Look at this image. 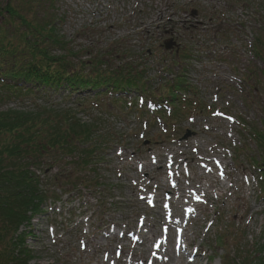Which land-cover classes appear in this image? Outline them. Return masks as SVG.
<instances>
[{
    "label": "rangeland",
    "instance_id": "1",
    "mask_svg": "<svg viewBox=\"0 0 264 264\" xmlns=\"http://www.w3.org/2000/svg\"><path fill=\"white\" fill-rule=\"evenodd\" d=\"M262 3L37 0L40 15L60 19L58 32L80 60L132 62L154 90L182 76L190 102L178 103L174 120L171 107L160 117L150 102L149 112H122L102 98L80 101L90 95L83 92L67 98L61 91L35 97L0 90V112L78 109L83 122L99 121L106 144L97 188L81 184L74 158L71 166L68 157L55 164L45 157L41 169L32 167L49 199L21 229L29 232V264H264V195L250 163L254 141L241 127L257 128L264 117L263 65L252 47L264 33ZM170 37L178 54L162 47Z\"/></svg>",
    "mask_w": 264,
    "mask_h": 264
},
{
    "label": "trees",
    "instance_id": "2",
    "mask_svg": "<svg viewBox=\"0 0 264 264\" xmlns=\"http://www.w3.org/2000/svg\"><path fill=\"white\" fill-rule=\"evenodd\" d=\"M19 3L17 8L12 5ZM37 0L0 2V90L14 95L38 96L42 92H65L66 97L90 94L88 100L107 98L112 104H125L119 95L133 91L173 108L178 118L181 103L178 81L158 93L146 88L142 71L130 63L115 67L110 62L92 57L83 61L67 50L65 38L58 32L60 19L38 12ZM30 13L21 16L22 8ZM4 12L6 14H4ZM46 16V17H45ZM264 40L257 39L254 51L264 66ZM64 51L54 54V51ZM264 67L261 74L264 75ZM25 86V88H21ZM186 92H189L186 90ZM124 96V97H126ZM86 98V97H85ZM133 106V105H132ZM72 108L36 107L30 111L0 112V264H28L32 253L25 246L31 216L39 214L47 195L31 167H42L45 157L55 164L63 157L75 156L77 166L96 163L104 139L97 134L98 124L79 120ZM244 129L257 147L253 160L261 173L264 191V117L259 126L244 124ZM96 171V170H95ZM91 177V178H90ZM97 173L82 178L81 183L95 187ZM30 214V215H29Z\"/></svg>",
    "mask_w": 264,
    "mask_h": 264
},
{
    "label": "bare ground",
    "instance_id": "3",
    "mask_svg": "<svg viewBox=\"0 0 264 264\" xmlns=\"http://www.w3.org/2000/svg\"><path fill=\"white\" fill-rule=\"evenodd\" d=\"M220 168L223 169V166L221 165ZM165 184H166L169 188H172L171 184H169L168 181H166ZM165 184L162 182V185H163V186H166ZM161 189H163V187H161ZM177 189H178V191L180 192V194L182 193V195H180V196H182L183 198H186V197H185V194H186V193H185L184 190H182V189L180 188V185H178ZM171 193L173 194V192H171ZM184 202H186V201H184ZM169 204H170L171 207H178L177 204H174V203H172V202H169ZM174 223H175V222H174ZM182 252H184V251H182ZM196 253H197V252H196ZM119 254H120V253H119ZM185 254H186V253H185ZM185 254H184V253L182 254V255H183V258L186 257ZM194 254H195V253L193 252V255H194ZM187 256H188V255H187ZM187 263H189V262H187Z\"/></svg>",
    "mask_w": 264,
    "mask_h": 264
},
{
    "label": "water",
    "instance_id": "4",
    "mask_svg": "<svg viewBox=\"0 0 264 264\" xmlns=\"http://www.w3.org/2000/svg\"><path fill=\"white\" fill-rule=\"evenodd\" d=\"M192 14H193V16H195V15H196V12H193ZM173 45H174V43H173L172 41H168V42L165 43V49H166V50H169V49H171V48L173 47ZM188 136H189V135L187 134V135L184 137V139H186Z\"/></svg>",
    "mask_w": 264,
    "mask_h": 264
}]
</instances>
